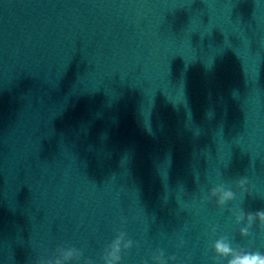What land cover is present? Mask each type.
Wrapping results in <instances>:
<instances>
[{
	"label": "clouds",
	"instance_id": "9594fccd",
	"mask_svg": "<svg viewBox=\"0 0 264 264\" xmlns=\"http://www.w3.org/2000/svg\"><path fill=\"white\" fill-rule=\"evenodd\" d=\"M237 182L241 186L249 183L246 177H240ZM233 199L234 194L230 190L224 191L219 203L224 204ZM245 219L247 223L243 224ZM257 221H259V227L264 229V210L248 212L241 207L239 215L236 216V223L243 225L239 228V235L241 237L250 236V229L257 224ZM213 232H215V229H213ZM125 235L123 232L116 233L115 238L107 245L109 250L104 264H120L122 251L132 248L133 241L127 240L125 242ZM184 243L183 239H180L177 247H183ZM157 251L158 255L153 256L154 264H168V260L164 258L163 250ZM212 253V264H264V252L235 246L232 240L224 235H219L212 241ZM72 255L71 251L65 253V260H70ZM169 259L175 261L176 257L171 256ZM56 264H61V262L58 260Z\"/></svg>",
	"mask_w": 264,
	"mask_h": 264
}]
</instances>
